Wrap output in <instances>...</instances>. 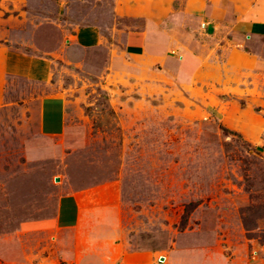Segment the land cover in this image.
Listing matches in <instances>:
<instances>
[{
  "label": "rangeland",
  "instance_id": "374dc122",
  "mask_svg": "<svg viewBox=\"0 0 264 264\" xmlns=\"http://www.w3.org/2000/svg\"><path fill=\"white\" fill-rule=\"evenodd\" d=\"M85 26L98 47L62 45ZM148 27L164 42L153 61L126 48ZM0 48L55 60L47 85L0 87V264L264 251V0H0Z\"/></svg>",
  "mask_w": 264,
  "mask_h": 264
},
{
  "label": "crops",
  "instance_id": "0c3cea01",
  "mask_svg": "<svg viewBox=\"0 0 264 264\" xmlns=\"http://www.w3.org/2000/svg\"><path fill=\"white\" fill-rule=\"evenodd\" d=\"M88 31H90L89 35ZM153 34L150 27L141 32H129L126 36L128 54L130 55L131 53L136 56L139 55V53H147L149 54L148 58L150 61H153L155 54L162 52L164 43L161 38L155 37ZM102 42V33L99 29L85 26L75 30L74 33L69 32V34L64 37L62 45L66 44V47L69 49L76 47L92 49L98 47ZM54 61L55 60L52 58H44L15 51L10 52L8 50L6 51L4 48H0V87L4 78L7 76L25 77L36 83H44L47 85L54 76ZM41 98V129L46 130L49 136H54L53 134L59 132L64 125V114L63 116L60 114L59 97L48 96ZM67 221L69 220H65V218L60 215L57 218V225L69 228V226H67ZM72 223L70 226L73 225ZM134 262L132 264H139V261ZM246 264H264V251L257 253V255L253 256Z\"/></svg>",
  "mask_w": 264,
  "mask_h": 264
},
{
  "label": "water",
  "instance_id": "95a60500",
  "mask_svg": "<svg viewBox=\"0 0 264 264\" xmlns=\"http://www.w3.org/2000/svg\"><path fill=\"white\" fill-rule=\"evenodd\" d=\"M56 181H59V178H56ZM162 260H164V258H162Z\"/></svg>",
  "mask_w": 264,
  "mask_h": 264
}]
</instances>
